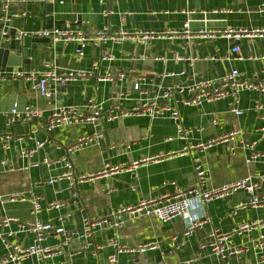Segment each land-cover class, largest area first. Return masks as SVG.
I'll use <instances>...</instances> for the list:
<instances>
[{
	"label": "crops",
	"instance_id": "crops-1",
	"mask_svg": "<svg viewBox=\"0 0 264 264\" xmlns=\"http://www.w3.org/2000/svg\"><path fill=\"white\" fill-rule=\"evenodd\" d=\"M54 4V13H46V4ZM264 0H28L20 5L14 3L9 15L17 17L6 21L17 31L27 33L46 29L47 18L54 17L53 28L81 29L88 34L110 28L112 33L121 28L129 32L149 31L161 33L166 30H183L190 23L193 33L201 31L206 36L189 40L181 35L174 39H159L149 45L132 41L115 43L108 40L103 46L89 44L85 55H77L74 43L34 45L30 37L17 42L29 49L31 64L23 68L42 70L48 67L77 70L92 75L85 81L65 86L58 100L55 93L50 100L39 91L19 83L0 87V112L9 111L15 103L20 109L31 106L43 111L46 118L54 107L82 106L89 98L103 104L104 113L122 104L125 110H133L140 99L145 98L132 90L139 79L143 89L156 92L177 85L187 86L199 80H216L238 70L244 80L264 79V38L237 40L223 35L229 30H264ZM110 11L111 14L106 15ZM212 33H216L212 37ZM240 47L239 54L232 49ZM34 47V48H33ZM104 51L111 52L113 61H101ZM99 61L97 68L93 64ZM124 72L127 79L104 80ZM174 73L176 77H166ZM124 94V97L122 96ZM179 99V98H177ZM236 99V101H235ZM55 100L57 103H55ZM237 102L241 115L230 111ZM164 104L163 100H158ZM173 105L174 101H170ZM259 104V106H258ZM181 122L190 130L186 139L178 135L177 124L169 118L155 120L147 116L121 118L113 122L103 120L101 130L104 138L98 145L90 146L71 155L76 178L81 175H98L107 164L126 168L109 176H97L72 187L70 181L49 184L68 171L64 158L67 149L77 139L94 132L90 124L63 127L51 134L40 131L37 139L48 140L44 147L31 158L20 156L22 149L34 150L33 140L21 143L11 141L10 148L0 145V160L6 159L13 170L0 168V213L1 218H16L19 222L32 221L33 197L41 199L43 207L39 219L64 228V234H51L43 246L53 250L45 261L34 257L24 264H264V249L257 247L264 240V228L258 227L243 236L234 230L243 223L264 219V207L236 210L239 203L247 202L251 195L244 189L230 193L224 198L206 204L196 214L205 215L207 221L194 234L183 238L184 224L181 220L161 223L146 217L123 220V226L103 224L87 236L85 221L108 218L119 208L136 205L142 199L160 198L173 194L178 188L191 189L197 183L194 159L199 157L208 171L207 190L218 189L247 178L257 181L264 171L262 160L247 163L255 151L264 154V93L239 92L236 98L228 97L216 103L205 102L201 106L178 105ZM45 120V119H44ZM42 122V120L40 121ZM39 122V123H40ZM37 124L18 121L13 126L15 137L27 136ZM237 130L239 133L230 142L216 143L202 152L194 147L210 140L222 138ZM236 148L231 154L229 146ZM186 148H193L182 153ZM176 154L175 156H171ZM45 159L58 161L50 166ZM136 168H129L134 163ZM73 192L78 195L75 198ZM22 194L25 200L5 202L8 197ZM257 194L264 195V182ZM51 203L62 204L49 209ZM228 234L232 237L226 247L244 250L226 260L218 257L210 247L201 248L213 241L212 234ZM13 244L29 246L33 235L20 231L18 223L0 226V235ZM179 235L180 250H176L172 238ZM141 245H154L155 249L144 254L132 252ZM120 249L123 252H120ZM7 253L6 244L0 239V259Z\"/></svg>",
	"mask_w": 264,
	"mask_h": 264
},
{
	"label": "built area",
	"instance_id": "built-area-1",
	"mask_svg": "<svg viewBox=\"0 0 264 264\" xmlns=\"http://www.w3.org/2000/svg\"><path fill=\"white\" fill-rule=\"evenodd\" d=\"M28 0H0V21H11L16 18V14L9 15V9L12 4L18 5L27 2ZM103 2V0H101ZM264 13V4L261 9ZM111 14L110 11L106 15ZM181 35L186 36L189 40L198 37L206 36V33L201 31L199 33H193L190 28V23L187 22L183 26V30H166L161 33L149 32V31H134L129 32L125 29H120L116 33H112L110 28L106 27L102 30H96L91 34L86 33L81 29H62L53 28L52 30L41 29L36 32H24L18 31L15 37L17 42L23 41L26 37L30 38H49L53 44L63 43L69 44L74 43L78 46L77 55L83 57L85 55L84 50L89 44H95L103 46L108 40L115 43L124 41H132L141 45H149L151 42L159 39H174ZM227 38H234L241 40L242 38H264V30L257 32H248L247 30H229L223 33ZM216 33H212V37H215ZM233 54L240 53V47L235 46L232 49ZM114 55L109 51H104L100 60L101 61H113ZM99 61L93 64V68H97ZM92 74L77 71V70H65L59 69L58 67H48L41 70H28L25 68L16 69L11 72H7L0 68V84L8 82L20 83L29 86L31 89L39 91L41 96L50 100L53 96L52 90L57 86H67L80 81H85ZM264 75V70H263ZM166 77H176V74L170 73ZM127 75L124 72H120L115 76L108 73L104 80H118L125 81ZM132 90L143 95L145 98L140 99V102L133 110H125L122 108V104L118 103L115 105L114 110L104 113L103 104L98 103L95 98H89L86 103L82 106H59L54 107L50 114L45 118L43 111L33 108L31 106L20 109L19 105L15 103L13 107L7 112H0V145L8 150L11 145V141L18 140L23 143L26 140H33L36 144L34 150L22 149L20 156L25 158H31L34 153L38 152L39 149L48 143V140L40 141L37 139V134L42 131L47 134H51L57 129L63 127H73L80 124H90L94 128V132L88 136L81 137L67 149L68 157L64 158L63 161L66 163L68 171L57 179H50L49 184L67 179L70 181V185L74 187L76 184L83 183L86 180H91L97 176H109L117 172L123 171L126 168L120 166L106 165L105 170L98 175H81L78 178L75 177L73 172V163L70 160V156L84 149L98 145L104 138L103 131L101 130L103 120L107 122H113L121 118L147 116L152 120L158 118H169L177 124L178 135L181 139H186L187 134L190 130L185 129L181 122L180 111L178 108L179 104L184 106L198 107L203 103H216L220 100L227 99L228 97L236 98L239 92L242 91H257L264 93V79L262 81H250L242 79L238 70H233L229 75L224 78L216 80H199L187 86L177 85L166 89H158L152 94L149 90L143 89L142 81L139 79L132 85ZM124 97V94H122ZM179 98V99H177ZM163 100L164 104H159L158 100ZM174 101L172 105L170 101ZM236 101V99H235ZM259 106V104H258ZM230 111L236 115H241L243 112L238 108L237 102L231 104ZM45 119V120H44ZM42 120V122H40ZM21 121L25 124H37L27 136L15 137L12 130L13 126ZM40 122V123H39ZM239 132L237 130L230 134L222 137L210 140L207 143H201L195 146L196 152H202L207 148L212 147L216 143L227 142L230 143ZM231 154L235 153L236 148L232 145L229 146ZM193 149V148H191ZM186 148L182 153H187L191 150ZM172 154L171 156H175ZM257 160H262L264 164V154L253 152L247 163H252ZM58 163V161H50L45 159L44 164L50 166L52 163ZM138 163H134L129 168H136ZM7 170H13V166L6 159L0 160V168ZM194 169L197 177V183L191 189H180L178 188L175 193L167 194L160 198L153 199H142L136 205L125 206L119 208L112 214V218L115 219L112 222L110 219H96L85 221V233L87 236L94 234V230L99 228L103 224H113L112 226L121 228L123 226V220L128 219H139L146 217L161 223H171L181 220L184 224V231L182 233L183 238H188L194 232L201 228L207 221L205 215L196 214L195 206L198 211H201L203 207L220 198L228 196L230 193L237 190L244 189L250 195L249 201L239 203L235 208L236 210H243L246 208H261L264 207V195L260 196L257 191L260 188L262 182H264V171L257 181H252L249 177L245 180L222 186L218 189L207 190L206 185L209 179L208 171L202 166L199 157L194 159ZM77 192H73V196L76 198ZM17 200H25L22 194H15L7 198L5 202H15ZM33 208V220L22 223L16 218H1L0 213V226H8L10 223H18L20 231L28 234H32L34 239L32 244L29 246H23L19 244L10 243L4 234L0 235V239L6 244L7 253L0 259V264H24L25 261L31 258H38L40 261L48 259L53 250L50 247L43 246V242L48 236L55 233L57 235L64 234V228H54L52 224L44 222L39 219L38 215L42 212L43 207L41 205V199L39 197H33L31 199ZM63 206L59 203H51L48 205L49 209H57ZM261 227L264 228V219L256 220L248 223L239 225L234 233L240 236L252 232L254 229ZM231 235L213 233V241L208 245H202L201 248L210 247L213 252L220 257L222 260H226L235 255H240L244 252L238 248L226 247V242L231 238ZM179 235L172 238V243L176 250H180L184 244H180ZM261 250L264 249V240L262 239L258 245ZM155 249L154 245H141L134 248L132 252L144 254L148 250ZM120 252L123 250L120 249ZM111 263L116 264V256L110 258ZM132 264V263H130ZM180 264V263H178ZM185 264H193V262H186Z\"/></svg>",
	"mask_w": 264,
	"mask_h": 264
},
{
	"label": "water",
	"instance_id": "water-1",
	"mask_svg": "<svg viewBox=\"0 0 264 264\" xmlns=\"http://www.w3.org/2000/svg\"><path fill=\"white\" fill-rule=\"evenodd\" d=\"M45 8H46L47 14L54 13V4L47 3ZM56 23L58 22H55L53 16H51L50 18H47L46 29L52 30ZM5 28H6L5 22L0 21V68H2L3 70L7 72H11L16 69H21L25 65H30L31 58L29 54V49L24 48L23 44L17 45V41L15 40V37L18 31L14 29L11 25H9V28L7 29ZM32 43L34 45H37L40 43L53 44L51 39L49 38H33ZM61 44L63 43H58V44H53V45L59 46ZM9 84H13V83L8 82L5 84H0V87H2L3 85L8 86ZM22 86H23V82H20L19 87L21 88ZM65 88L66 87L64 86L62 87L57 86L54 90H52L53 95L57 93V96H56L57 100L59 98L58 95H60V93H64ZM2 94L3 93L1 92L0 95ZM55 103H57L56 100H55ZM58 105L63 106L62 103Z\"/></svg>",
	"mask_w": 264,
	"mask_h": 264
}]
</instances>
